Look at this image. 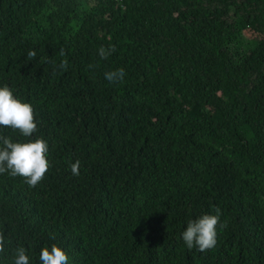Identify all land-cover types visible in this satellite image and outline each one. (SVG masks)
Masks as SVG:
<instances>
[{"label": "trees", "instance_id": "1", "mask_svg": "<svg viewBox=\"0 0 264 264\" xmlns=\"http://www.w3.org/2000/svg\"><path fill=\"white\" fill-rule=\"evenodd\" d=\"M4 85L37 130L0 137L45 140L50 167L0 174V264L52 244L67 264H264V0H0ZM215 208V247L189 250Z\"/></svg>", "mask_w": 264, "mask_h": 264}, {"label": "clouds", "instance_id": "2", "mask_svg": "<svg viewBox=\"0 0 264 264\" xmlns=\"http://www.w3.org/2000/svg\"><path fill=\"white\" fill-rule=\"evenodd\" d=\"M115 51V46L99 49L102 59H107ZM60 55H64L61 49ZM29 58L36 56L35 51H29ZM67 61L60 63V68L65 69ZM125 75L123 68L105 73L109 82L122 80ZM0 127L18 130L24 137H30L37 130L33 106L17 98L13 90L4 85L0 87ZM3 147H0V174L8 172L11 176H21L30 187H35L41 182L47 173L50 162L47 158L48 145L41 138L28 140L27 142H13L9 138L0 137ZM80 161L76 160L70 165L71 173L79 175ZM221 210L215 208V214H203L195 220H189L182 239L189 250L196 248L203 252L216 245L217 226L227 227L220 223ZM53 239L55 237H52ZM5 239L0 234V252L4 251ZM41 264H67L66 252L56 244L51 247H42L40 250ZM13 264H29V257L24 247L15 250Z\"/></svg>", "mask_w": 264, "mask_h": 264}]
</instances>
